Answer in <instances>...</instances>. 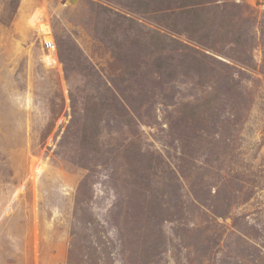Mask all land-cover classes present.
<instances>
[{
  "label": "rangeland",
  "instance_id": "374dc122",
  "mask_svg": "<svg viewBox=\"0 0 264 264\" xmlns=\"http://www.w3.org/2000/svg\"><path fill=\"white\" fill-rule=\"evenodd\" d=\"M0 264H264V0H0Z\"/></svg>",
  "mask_w": 264,
  "mask_h": 264
}]
</instances>
